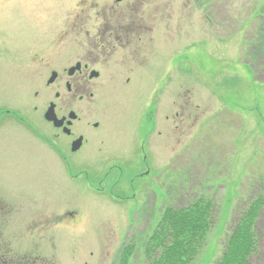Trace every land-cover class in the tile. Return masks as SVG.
Here are the masks:
<instances>
[{
    "label": "rangeland",
    "instance_id": "374dc122",
    "mask_svg": "<svg viewBox=\"0 0 264 264\" xmlns=\"http://www.w3.org/2000/svg\"><path fill=\"white\" fill-rule=\"evenodd\" d=\"M79 2L56 0L43 35L20 15V0L0 8V25L14 26V45L30 30L48 41ZM143 10L159 32L134 82L106 73L80 105L107 126L100 170H65L31 127L45 128L33 92L51 91L39 64L20 74L0 59V202L11 212L3 238L32 264H153L165 210L199 201L210 206L208 225L186 264H219L249 216V263L264 264V0H144ZM76 36L67 33L73 48ZM115 182L146 187L125 205L108 194Z\"/></svg>",
    "mask_w": 264,
    "mask_h": 264
},
{
    "label": "flooded vegetation",
    "instance_id": "af4514ba",
    "mask_svg": "<svg viewBox=\"0 0 264 264\" xmlns=\"http://www.w3.org/2000/svg\"><path fill=\"white\" fill-rule=\"evenodd\" d=\"M79 1L69 10L67 17L70 19L62 20V29L48 41H34L33 31L29 29L30 34L14 45L7 33L8 27L14 26H7L9 22L6 26L0 25V59L13 62L15 70L19 66L20 74H33L35 63L39 64V72L46 77L45 86L51 91L33 92L36 101L33 111L43 120L45 128L42 130L36 121L31 127L41 129L43 140L62 160L65 170H100L106 161L103 146L107 126L100 117L95 119L97 112L92 109L83 116L80 105L93 99L92 90L97 85L94 80L106 73L112 75L113 71L116 75L123 71L126 73L124 83L131 85L135 70L140 66L138 61L146 59L147 42H157L159 31L156 22L145 16L144 0ZM19 10L20 15L29 17L25 9ZM155 11L156 20L158 9ZM72 32L80 36L75 37L76 48L66 41L67 33ZM38 33L45 34L40 29ZM68 58L74 61L67 63ZM52 76V82H48ZM50 107L51 118H46ZM89 115L94 117L88 119ZM116 184L110 187L108 194L125 205L139 197L146 187L140 182L139 193H136L130 191L132 184L126 190ZM152 205L155 207L156 202ZM72 213L69 211L67 215ZM10 214L9 205L0 202V264H29L26 260L30 256L13 255L10 242L3 238L7 221L3 215Z\"/></svg>",
    "mask_w": 264,
    "mask_h": 264
},
{
    "label": "trees",
    "instance_id": "16d2710c",
    "mask_svg": "<svg viewBox=\"0 0 264 264\" xmlns=\"http://www.w3.org/2000/svg\"><path fill=\"white\" fill-rule=\"evenodd\" d=\"M196 203L187 209L165 210L160 220L159 232L154 238L161 245L162 251L158 258L153 259V264H186L185 262L194 254L204 239L210 211L208 203L203 204L199 201ZM251 218L252 216H249L240 226L236 224L219 264H250L249 257L254 245L250 232ZM29 258L27 257L26 262L32 264Z\"/></svg>",
    "mask_w": 264,
    "mask_h": 264
},
{
    "label": "clouds",
    "instance_id": "9594fccd",
    "mask_svg": "<svg viewBox=\"0 0 264 264\" xmlns=\"http://www.w3.org/2000/svg\"><path fill=\"white\" fill-rule=\"evenodd\" d=\"M17 0H0V8L11 9ZM36 28L46 31L52 23V16L56 7V0H20Z\"/></svg>",
    "mask_w": 264,
    "mask_h": 264
},
{
    "label": "water",
    "instance_id": "95a60500",
    "mask_svg": "<svg viewBox=\"0 0 264 264\" xmlns=\"http://www.w3.org/2000/svg\"><path fill=\"white\" fill-rule=\"evenodd\" d=\"M52 80H53V76L50 77V79H49L48 82H52ZM51 111H52V107H50V108L48 109V111L46 112V114H45V117H46V118H51V117H49ZM53 117H54V116H52V118H53Z\"/></svg>",
    "mask_w": 264,
    "mask_h": 264
}]
</instances>
